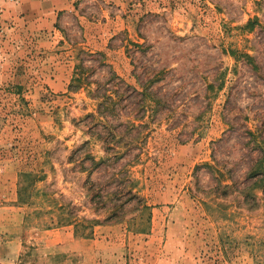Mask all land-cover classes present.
<instances>
[{
  "label": "rangeland",
  "instance_id": "rangeland-1",
  "mask_svg": "<svg viewBox=\"0 0 264 264\" xmlns=\"http://www.w3.org/2000/svg\"><path fill=\"white\" fill-rule=\"evenodd\" d=\"M42 1L0 0V264H264V0Z\"/></svg>",
  "mask_w": 264,
  "mask_h": 264
},
{
  "label": "trees",
  "instance_id": "trees-1",
  "mask_svg": "<svg viewBox=\"0 0 264 264\" xmlns=\"http://www.w3.org/2000/svg\"><path fill=\"white\" fill-rule=\"evenodd\" d=\"M263 168H264V164L262 163L256 168V170L253 173V175H257L258 173H262V175H263L262 178H263L264 177V169Z\"/></svg>",
  "mask_w": 264,
  "mask_h": 264
},
{
  "label": "crops",
  "instance_id": "crops-1",
  "mask_svg": "<svg viewBox=\"0 0 264 264\" xmlns=\"http://www.w3.org/2000/svg\"><path fill=\"white\" fill-rule=\"evenodd\" d=\"M35 3H39V5H41L42 3H43V1L42 0H33Z\"/></svg>",
  "mask_w": 264,
  "mask_h": 264
}]
</instances>
